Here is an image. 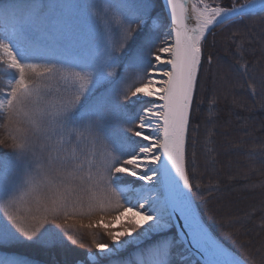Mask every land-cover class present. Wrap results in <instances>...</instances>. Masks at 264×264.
<instances>
[{
    "label": "snow or ice",
    "instance_id": "1",
    "mask_svg": "<svg viewBox=\"0 0 264 264\" xmlns=\"http://www.w3.org/2000/svg\"><path fill=\"white\" fill-rule=\"evenodd\" d=\"M65 7L94 26L75 61L42 38L50 10ZM14 8L0 2L12 20L0 31V63L12 70L0 115L17 133L10 158L0 159V264H36L21 249L83 246L85 237L96 251L83 264H249L201 215L187 145L207 36L264 13V0H109L102 8L35 0L19 14ZM57 74L70 95L50 96Z\"/></svg>",
    "mask_w": 264,
    "mask_h": 264
},
{
    "label": "trees",
    "instance_id": "2",
    "mask_svg": "<svg viewBox=\"0 0 264 264\" xmlns=\"http://www.w3.org/2000/svg\"><path fill=\"white\" fill-rule=\"evenodd\" d=\"M34 1L5 3L15 6L19 14ZM260 16L225 22L206 39L187 145L201 215L223 242L256 264L264 260V25L257 22ZM8 20L3 14V23ZM251 21H256L255 28L249 27ZM237 49L240 54H235ZM12 152L0 150V159L10 158Z\"/></svg>",
    "mask_w": 264,
    "mask_h": 264
},
{
    "label": "rangeland",
    "instance_id": "3",
    "mask_svg": "<svg viewBox=\"0 0 264 264\" xmlns=\"http://www.w3.org/2000/svg\"><path fill=\"white\" fill-rule=\"evenodd\" d=\"M7 0H0V2L5 3ZM35 2V1H34ZM33 2V3H34ZM80 2V0H45V3L48 4H66L71 5ZM91 3L96 4L98 7L102 8L109 0H90ZM207 3L213 5H220L223 7H230L234 0H206ZM237 4H242L245 0H235ZM27 8V7H26ZM251 15V14H248ZM252 15H263L260 16L261 21H257L259 24L264 25V13H256ZM247 16V15H245ZM3 14L0 13V31H3L6 27L10 28L12 25V20H8L7 22L2 21ZM51 17V25L49 28L42 34V38L47 40L50 44L56 47L59 53L63 54L65 58L69 61H75L80 58L81 53H83L89 43V40L92 37L94 32L93 24L85 17L83 12L78 11L75 8L65 7V8H53L50 10ZM244 17V16H243ZM222 25V24H221ZM256 21H251L249 27L255 28ZM220 26V25H219ZM216 26L214 29H216ZM213 29V30H214ZM167 28L165 27L163 32H166ZM163 32L161 34V39L163 38ZM253 32V31H252ZM251 32V33H252ZM250 33V34H251ZM210 35V34H209ZM207 36V38L209 37ZM206 38V39H207ZM253 36L249 35V40H251ZM239 50L235 51V54H240ZM236 58H242L239 55ZM12 70L8 69L5 65L0 63V87H3L5 80L8 78L9 73ZM129 73L131 75H135L134 69H129ZM131 83V80L129 81ZM52 93L51 97L56 96H68L71 94L72 85L71 83H66L62 79H60L59 74H57L53 80L51 81ZM67 88V91L65 89ZM59 89V92L56 91ZM104 89H98L96 95L98 93L103 92ZM134 111V109L132 110ZM119 129H112V131H118ZM10 133L17 134L15 131V127L8 123L7 119L0 115V150H9L12 149V141L10 139ZM80 147L87 148L89 145L86 141L82 142ZM8 148V149H6ZM129 182L135 181L136 178L129 177ZM139 183V182H137ZM72 222V221H70ZM61 223V221H57V224ZM48 227H55V225H47ZM212 230V228H211ZM214 235L218 237L217 234L212 230ZM98 239L101 242L110 243L106 236L100 234ZM220 241H222L219 238ZM223 242V241H222ZM231 252L238 255L241 259H246L241 252L232 249L229 245L223 242ZM134 249H130L128 252H125L124 255L128 256L131 251ZM22 252L27 253L32 258L38 259L41 261L40 264H83V260L85 259V254L88 251L95 252L96 249L91 244V239L89 237H85L83 240V246L81 244L73 245L69 241L64 247H57L54 249H44L37 250L33 248H24L21 249ZM247 260V259H246ZM249 264L251 261L249 260Z\"/></svg>",
    "mask_w": 264,
    "mask_h": 264
},
{
    "label": "water",
    "instance_id": "4",
    "mask_svg": "<svg viewBox=\"0 0 264 264\" xmlns=\"http://www.w3.org/2000/svg\"><path fill=\"white\" fill-rule=\"evenodd\" d=\"M257 13H259L258 11H257ZM219 239V238H218ZM222 242V241H221ZM223 243V242H222ZM223 245L230 251V249L223 243Z\"/></svg>",
    "mask_w": 264,
    "mask_h": 264
}]
</instances>
